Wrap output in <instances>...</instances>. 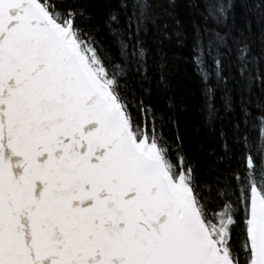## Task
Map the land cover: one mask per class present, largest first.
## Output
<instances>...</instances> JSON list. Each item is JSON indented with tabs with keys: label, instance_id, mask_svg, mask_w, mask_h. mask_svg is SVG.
Returning a JSON list of instances; mask_svg holds the SVG:
<instances>
[{
	"label": "snow or ice",
	"instance_id": "1",
	"mask_svg": "<svg viewBox=\"0 0 264 264\" xmlns=\"http://www.w3.org/2000/svg\"><path fill=\"white\" fill-rule=\"evenodd\" d=\"M0 264H264V0H0Z\"/></svg>",
	"mask_w": 264,
	"mask_h": 264
}]
</instances>
